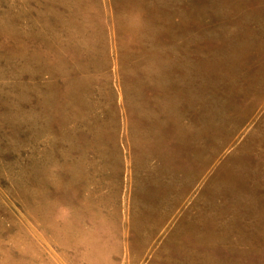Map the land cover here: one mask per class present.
<instances>
[{
    "label": "rangeland",
    "instance_id": "obj_1",
    "mask_svg": "<svg viewBox=\"0 0 264 264\" xmlns=\"http://www.w3.org/2000/svg\"><path fill=\"white\" fill-rule=\"evenodd\" d=\"M0 264H264V0H0Z\"/></svg>",
    "mask_w": 264,
    "mask_h": 264
}]
</instances>
